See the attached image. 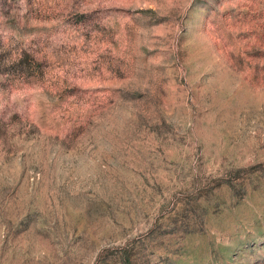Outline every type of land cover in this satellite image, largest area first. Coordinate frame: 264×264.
Masks as SVG:
<instances>
[{"label": "rangeland", "instance_id": "374dc122", "mask_svg": "<svg viewBox=\"0 0 264 264\" xmlns=\"http://www.w3.org/2000/svg\"><path fill=\"white\" fill-rule=\"evenodd\" d=\"M0 264H264V0H0Z\"/></svg>", "mask_w": 264, "mask_h": 264}, {"label": "trees", "instance_id": "16d2710c", "mask_svg": "<svg viewBox=\"0 0 264 264\" xmlns=\"http://www.w3.org/2000/svg\"><path fill=\"white\" fill-rule=\"evenodd\" d=\"M22 65H26L28 66H36L39 67V64H37V62H35L34 60H29V61H24L22 59H19L18 61H16L13 66L14 67H21Z\"/></svg>", "mask_w": 264, "mask_h": 264}]
</instances>
